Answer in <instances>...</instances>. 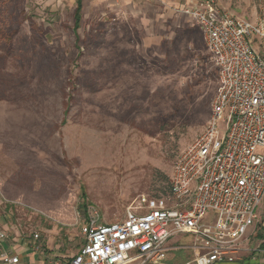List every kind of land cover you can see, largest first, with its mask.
I'll use <instances>...</instances> for the list:
<instances>
[{
    "label": "rangeland",
    "instance_id": "1",
    "mask_svg": "<svg viewBox=\"0 0 264 264\" xmlns=\"http://www.w3.org/2000/svg\"><path fill=\"white\" fill-rule=\"evenodd\" d=\"M191 2L83 0L76 32V0H0V225L11 238L38 233L67 264L83 219L114 223L168 193L219 87L182 13ZM216 2L251 22L262 12L260 0ZM255 48L264 59V41Z\"/></svg>",
    "mask_w": 264,
    "mask_h": 264
},
{
    "label": "built area",
    "instance_id": "2",
    "mask_svg": "<svg viewBox=\"0 0 264 264\" xmlns=\"http://www.w3.org/2000/svg\"><path fill=\"white\" fill-rule=\"evenodd\" d=\"M260 1L262 12L252 22L216 0H192L182 9L202 31L218 72L207 126L177 161L166 195L142 197L114 223L83 219L85 242L67 264H220L264 254V59L255 48L264 41ZM6 239L0 229V264H19L1 249ZM32 239L38 243V233Z\"/></svg>",
    "mask_w": 264,
    "mask_h": 264
},
{
    "label": "crops",
    "instance_id": "3",
    "mask_svg": "<svg viewBox=\"0 0 264 264\" xmlns=\"http://www.w3.org/2000/svg\"><path fill=\"white\" fill-rule=\"evenodd\" d=\"M0 229H3L4 231L9 230L6 224L0 225ZM36 245H38V243L32 239V235L30 234L23 236L18 235L14 238H11V236L7 234V239L2 243L1 249L3 250L4 248V250L10 252L12 255L18 256L20 259L19 264H65V259H61L60 257L46 252V249L37 251L35 249ZM258 257H260L259 260L254 262L250 261V258H245V261L243 260L241 262L220 264H264V254L259 255Z\"/></svg>",
    "mask_w": 264,
    "mask_h": 264
},
{
    "label": "trees",
    "instance_id": "4",
    "mask_svg": "<svg viewBox=\"0 0 264 264\" xmlns=\"http://www.w3.org/2000/svg\"><path fill=\"white\" fill-rule=\"evenodd\" d=\"M77 1V8L75 12V22H76V32L80 27L81 21H82V10H83V0H76ZM168 190H170V183L168 185Z\"/></svg>",
    "mask_w": 264,
    "mask_h": 264
}]
</instances>
